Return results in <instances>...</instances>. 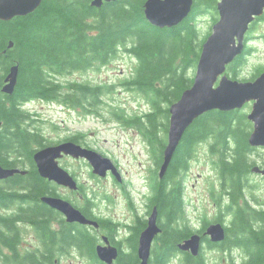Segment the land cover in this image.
<instances>
[{
  "label": "trees",
  "instance_id": "16d2710c",
  "mask_svg": "<svg viewBox=\"0 0 264 264\" xmlns=\"http://www.w3.org/2000/svg\"><path fill=\"white\" fill-rule=\"evenodd\" d=\"M91 1L41 0L27 15L0 20V164L27 169L24 174L16 173L0 181V264H30L18 251L20 222L25 220L34 224L45 247L41 254H48L50 261L54 247L70 245L83 247L96 258L91 238L87 236V241L81 242L73 232L75 224L60 218L61 224L59 213L39 201L43 195H59L54 185L39 176L32 159L38 148L52 142H47L37 128L29 127L31 114L23 105L41 99L86 110L99 108L111 86L62 82L58 76L104 65L118 52H127L138 59V66L135 75L123 84L142 92L151 109L143 115L113 114L141 132L158 165L166 144L168 107L191 85L193 77L188 70L195 67L208 35L200 38L197 20L203 14H210L212 22L217 19V0H192L190 13L171 28H158L147 21L145 0L105 1L99 8L92 6ZM239 58V62L227 67L233 77L245 62ZM13 64L18 65V76L8 95L1 87ZM251 128L245 112L215 109L196 118L184 131L164 177L156 179L152 187L149 208L156 207L161 231L151 246L148 264H168L180 252L177 244L195 232L179 224L184 216L183 178L195 144L208 136L213 138L211 152L218 154L222 191L216 201L229 215L228 225L222 217L224 211L216 220L223 223L226 232L220 247H241L250 258L242 264H264V208L258 207L260 203L251 191L246 199L247 177L255 165L248 158L255 149L248 143ZM77 137L66 139L76 141ZM222 196L226 197L225 202ZM24 202L26 206L22 205ZM50 220H57L59 228H73H50ZM145 223L139 218L128 239L132 251L118 256L116 264L139 261L137 239ZM205 227L196 232L201 233ZM203 240L210 243L206 237ZM184 260L185 264H206L202 254L185 256Z\"/></svg>",
  "mask_w": 264,
  "mask_h": 264
},
{
  "label": "rangeland",
  "instance_id": "374dc122",
  "mask_svg": "<svg viewBox=\"0 0 264 264\" xmlns=\"http://www.w3.org/2000/svg\"><path fill=\"white\" fill-rule=\"evenodd\" d=\"M212 26L210 14L200 16L197 20L200 38L209 34ZM248 44L253 47V51L251 55L245 57L246 60L238 78H247L256 68L264 66V42L250 40ZM137 66L138 59L135 56L121 51L104 65L58 76L62 82H88L111 86V90L103 96V103L95 110L41 99L23 105V108L31 114L32 120H28L29 127L37 128L47 142L53 144L68 137L79 136L88 146L117 163L123 178V186L112 176L107 178L93 176L90 172L91 167L86 162L64 159L61 165L76 172L88 198L95 201L97 213L111 216L115 221L129 225L137 223V216L145 219L148 217L151 210L146 205L147 195L152 186L151 182L158 179L157 172L160 165L156 164V155L141 132L136 127L123 123L113 114L123 112L129 116L143 115L151 109L150 101L142 92L135 87L123 84L127 78L135 75ZM195 70L196 65L188 70V74L194 77ZM251 107L252 104L249 102L238 110L245 112L247 118ZM212 140L213 138L208 136L195 144L191 156L188 157V168L183 178L184 216L179 224L187 225L195 232L216 221L220 213L224 211V207L216 201L218 193L222 190L217 165L218 154L212 153L210 148ZM254 148L248 154V158L256 165L263 167L264 146ZM246 184L249 190L246 199H249L251 191L260 203L258 207L264 208V177L250 171ZM56 186L62 196L75 200L79 198L78 194ZM222 197V202H225L226 197ZM222 217L224 223L228 225L229 215L224 211ZM121 234L128 236L129 229L122 230ZM21 235L23 238L21 248L36 246V233L31 228L23 227ZM206 244L205 242L202 246V255L207 264H231L233 262L231 258L239 264L245 256L237 246L225 252L210 248ZM184 259V257L180 258L177 252L168 264H185ZM61 264L100 263L69 254Z\"/></svg>",
  "mask_w": 264,
  "mask_h": 264
},
{
  "label": "water",
  "instance_id": "95a60500",
  "mask_svg": "<svg viewBox=\"0 0 264 264\" xmlns=\"http://www.w3.org/2000/svg\"><path fill=\"white\" fill-rule=\"evenodd\" d=\"M105 1L114 0H92L91 5L99 8ZM40 3L41 0H0V20L27 15ZM191 7L192 0H145L143 11L151 25L171 28L190 13ZM216 8L218 20L201 45L192 83L168 107L167 141L157 172L158 179L164 177L184 131L196 118L211 110L231 111L241 109L246 103L251 102L252 107L247 114V119L252 122L248 143L251 147L264 146V71L250 81L232 79L226 74L227 65L242 52L244 32L254 16L262 12L264 0H218ZM8 46L11 47L12 43L10 42ZM17 76L18 65L13 64L4 78L1 87L3 93L12 94ZM63 155L84 157L94 174L104 177L107 170H110L116 179H120L117 167L109 157L73 141L38 148L32 158L39 175L58 185L77 189V182L58 163V159ZM251 171L264 177V165L261 167L255 164ZM25 172L26 169L20 167H4L0 164V181L16 173ZM40 201L61 212L68 222L98 226L95 220L87 219L69 201L61 197L43 195ZM160 231L157 209L154 206L148 215L146 226L139 233L137 245L139 261L136 264H148L152 243ZM225 233L223 223L211 222L202 234L192 233L178 243L177 248L179 251H190L196 256L202 246V235H207L211 242H221L225 238ZM103 240L104 244L96 245L97 258L104 264H113L118 256V249L110 245L107 237H103Z\"/></svg>",
  "mask_w": 264,
  "mask_h": 264
},
{
  "label": "flooded vegetation",
  "instance_id": "af4514ba",
  "mask_svg": "<svg viewBox=\"0 0 264 264\" xmlns=\"http://www.w3.org/2000/svg\"><path fill=\"white\" fill-rule=\"evenodd\" d=\"M217 20H218V12H217V19L213 22V24ZM250 40H262L264 42V8H263L262 12L259 15L254 16V18L249 22V24L247 26V29H246V31L244 32V35H243L244 48H243L242 52L239 55H237L234 58V60L227 65V67L229 65H232L233 63L239 62L240 61V58L239 57H241V58H243V59L246 60L245 57L252 54L253 47L248 44V42ZM242 66H243V64L238 68V71L236 72L237 75L235 77H233L231 73H230V75L227 73V68H226V74L230 78H232V79H238V80H241V81H250V80H254L257 76H259V74H261L264 71V66H261V67L256 68L254 70V72H252L247 78L246 77H244V78H238L239 72H240ZM63 141H73V142H75L77 144H80L83 147L93 149L90 146H88L86 143H84L83 141H81V139H80L79 136L77 137V140L76 141L69 140V139H66L65 138V139H63V140H61L59 142H63ZM59 142H57V143H59ZM53 144H55V143H53ZM93 150H95V149H93ZM64 159L73 160V161H83V162H86L88 165H90V164H89V162L84 157L75 158V157H72L70 155H63L62 157H60L58 159L59 165L62 168H64L73 177V179L77 182V189H70L68 187H64V186L58 185L54 181H51V180L42 178L40 175L39 176L42 179L50 182L51 185H54L57 193H59V191L57 190V186L56 185L61 186L62 188H66L69 192H71L73 194H78L79 195V198L77 200H75L73 198H70V197L69 198L64 197L60 193H59V195H56V196L61 197V198L65 199V200L69 201L87 219H89V220H95L98 223V226H94V225H90V224H82V223H79V222H68L66 220L65 216L61 212H59V211H57V210L54 209V211H57L59 213V222L61 224H63V221L60 219V218H63L64 221H65V223L75 224L76 226H75L73 232L74 233H77L78 239L81 242L84 243V242L87 241L86 238L90 237L91 238V241L94 243V249L95 250H96V245H98V244H104L103 237H107V239L109 240L110 245H113V246H116L117 247V249H118V256L124 255L126 253H130L132 251V249L130 248V246L127 243H128L129 236L132 235V233L134 232L133 227L137 223L135 225H133V224H130L129 225V224H126V223H122V222H119V221H115L113 219V217H111V216H108V215H100V213H97L96 212V208H95L96 207L95 201H93V199H91V198H88V196L86 194V191L84 190L85 189L84 188V185L79 182V179L77 177L76 172L70 170V168H68L66 166H62L61 165V163H62V161ZM33 163H34V161H33ZM114 164L117 167V170H118L119 175H120V179H116V177L113 175V173L110 170H107L106 175L104 177H102V178H107L108 176H112L115 180H117V181L120 182L121 186H123L122 185L123 178L121 177V173H120L119 166L117 165V163H114ZM34 166H35V169L37 171V167H36V164L35 163H34ZM90 167H91V165H90ZM90 172H91V174L93 176H96L98 178H101V176L96 175V174H94L92 172V167H91ZM37 173H38V171H37ZM154 183H155V180H153L151 182V185L152 186H151V189H149V193L147 195V199H148L147 202H146L147 208H149V206H150V197L152 195V187H153ZM53 196H55V195H53ZM40 197H39V201H40ZM41 203H43V202H41ZM43 204H45V203H43ZM22 205L23 206H26L27 203L24 202ZM45 205L48 206L47 204H45ZM31 214L32 215H37V212H31ZM139 218L142 219V220L145 219V218H141V217H138L137 216V222H138ZM147 218L145 219V221H147ZM134 219L136 220V218H134ZM214 222H216V221H214ZM49 223H51L50 228H53V229H56V230L60 229V230L67 231V230H65L66 228H70V229L73 228V226L59 228L58 227L59 224H58V221L57 220H50ZM20 226H21L20 227L21 229L23 227H25V228L26 227L31 228L36 233V236H35V238L37 237L36 238V246H31L30 245L29 247L21 248V246H22V240H23L22 235H21L20 242L18 244V251H19V253L22 256L27 257V259L29 260V263L30 264L31 263L32 264H39V263H43V264H50V263L51 264H61L62 261H64V259H66V256L69 255V254L70 255L71 254H74L75 256H78V257H80L82 259H86L87 261L89 259H92V260L96 259L94 261H96V262L99 261L100 262V260L97 258L96 253H95L96 258H92L89 254H87L84 251V248L83 247L80 248V247H77V246H74V245H70L68 247H60V248L59 247H54L52 249L53 252H52V257H51V261H50V256L48 254H45V255H42L41 254V251H44L45 250V247L41 243L40 236H39V234H38V232H37L34 224L31 223L29 220H25V221H21L20 222ZM127 228L129 229L130 234L128 236H123V234H121V232H122V230H125ZM78 230H80V231H78ZM141 230H140V232H141ZM203 231L201 233H199V234H202ZM138 237H139V234H138ZM203 237L208 238V236L207 235H202V239H201L202 246L206 242L207 243L206 245L208 247H210V248H213V249L217 248V249L223 250L225 252H227V251H229V250L232 249V248H227L226 246L220 247V244H222L220 242H211L210 241V243H209V242L203 240ZM57 238H59V236H57ZM137 245H138V239H137ZM202 246H201L198 254H202ZM238 248L241 249L244 252V254H245V256L243 257V259L241 260V262L239 264H242V263H245V262L249 261L250 260L249 254L247 252H245L241 247H238ZM5 250H6V252H8L7 249H5ZM136 254H137V248H136ZM118 256H117L116 260L113 262V264H116L117 259H118ZM179 256H180V258H182V257L185 258V256H193V255L191 254L190 251H180L179 252ZM137 258H138V254H137ZM231 259L233 260V263L236 264L235 261H234V259L233 258H231ZM205 262H206V259H205ZM100 263L101 264H104L102 262H100Z\"/></svg>",
  "mask_w": 264,
  "mask_h": 264
}]
</instances>
